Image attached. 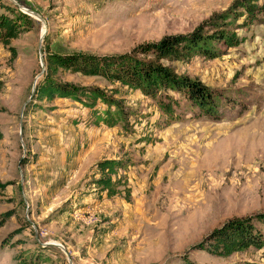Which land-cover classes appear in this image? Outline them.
I'll use <instances>...</instances> for the list:
<instances>
[{
	"label": "rangeland",
	"instance_id": "obj_1",
	"mask_svg": "<svg viewBox=\"0 0 264 264\" xmlns=\"http://www.w3.org/2000/svg\"><path fill=\"white\" fill-rule=\"evenodd\" d=\"M12 1L0 4L39 19L26 15L28 31L0 43V264L39 254V264H264V250L191 249L226 220L264 212L262 26L236 28L242 42L216 59L172 65L217 96L216 119L180 101V119L165 124L137 91L56 74L120 90L135 111L123 130L85 125L88 111L67 99L36 101L45 55L122 54L189 33L233 0ZM105 159L128 162L116 175L127 194L106 198L92 185Z\"/></svg>",
	"mask_w": 264,
	"mask_h": 264
},
{
	"label": "trees",
	"instance_id": "obj_2",
	"mask_svg": "<svg viewBox=\"0 0 264 264\" xmlns=\"http://www.w3.org/2000/svg\"><path fill=\"white\" fill-rule=\"evenodd\" d=\"M29 22V18L15 8L0 4V43L7 45L19 34L27 32ZM252 23L262 26L264 50V0H233L225 11L212 14L189 33L165 35L158 41L139 44L122 54L47 53L45 71L35 84L34 98L45 102L67 99L79 104L88 111L85 125L129 129L135 111L118 97L120 90L96 85L77 86L57 80L56 74L64 72L101 79L109 86L118 85L139 92L155 102L165 117V124L180 119L177 114L180 101L195 108L200 115L216 119L217 96L198 80L176 75L172 65L187 63L195 56L212 60L224 55L242 42L235 29ZM3 111L0 107V113ZM127 166L125 160L98 161L93 168L96 179L91 181L92 185L106 198L120 192L127 194L129 190L123 178L116 177L117 171ZM191 249L218 258L248 249L264 250V212L226 220ZM46 261L47 258L39 254L19 259L18 263Z\"/></svg>",
	"mask_w": 264,
	"mask_h": 264
},
{
	"label": "water",
	"instance_id": "obj_3",
	"mask_svg": "<svg viewBox=\"0 0 264 264\" xmlns=\"http://www.w3.org/2000/svg\"><path fill=\"white\" fill-rule=\"evenodd\" d=\"M9 1L14 3L12 0H9ZM21 11H23L22 13L25 14V15L33 16V17L39 19V17L35 13H33V12L29 11V10H21ZM40 66H41V72H40L39 75H41V73L43 72V67H42L41 60H40ZM39 75L37 77H39ZM35 84H36V81L33 83L32 92L34 91ZM58 247H60V246H58Z\"/></svg>",
	"mask_w": 264,
	"mask_h": 264
}]
</instances>
